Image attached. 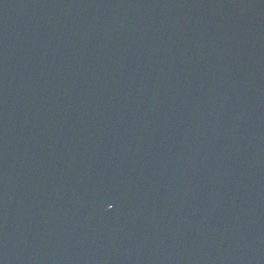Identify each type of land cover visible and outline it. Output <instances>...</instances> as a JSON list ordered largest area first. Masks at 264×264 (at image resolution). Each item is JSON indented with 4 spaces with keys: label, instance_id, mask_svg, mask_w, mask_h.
I'll return each mask as SVG.
<instances>
[{
    "label": "water",
    "instance_id": "obj_1",
    "mask_svg": "<svg viewBox=\"0 0 264 264\" xmlns=\"http://www.w3.org/2000/svg\"><path fill=\"white\" fill-rule=\"evenodd\" d=\"M0 264H264V0H0Z\"/></svg>",
    "mask_w": 264,
    "mask_h": 264
}]
</instances>
